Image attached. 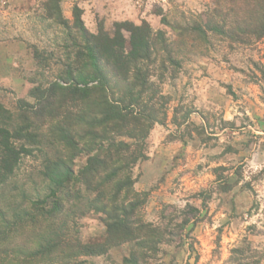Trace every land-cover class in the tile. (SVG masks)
<instances>
[{
    "label": "rangeland",
    "instance_id": "374dc122",
    "mask_svg": "<svg viewBox=\"0 0 264 264\" xmlns=\"http://www.w3.org/2000/svg\"><path fill=\"white\" fill-rule=\"evenodd\" d=\"M77 7L90 33L113 34L116 23L152 30L144 68L160 123L130 170L132 191L118 202L133 201L132 226L155 230L161 243L105 244L110 221L76 208L96 198L78 182L77 201L53 227L98 252L36 255L48 222L6 228L0 219V264H125L133 252L139 264H264V0H0V127L14 124L19 107H35L32 91L73 62ZM26 147L15 176L0 186V207L13 209L23 191L46 193L44 150ZM74 162L82 175L87 155Z\"/></svg>",
    "mask_w": 264,
    "mask_h": 264
},
{
    "label": "trees",
    "instance_id": "16d2710c",
    "mask_svg": "<svg viewBox=\"0 0 264 264\" xmlns=\"http://www.w3.org/2000/svg\"><path fill=\"white\" fill-rule=\"evenodd\" d=\"M74 23L80 41L73 62L64 64L49 87L32 91L38 100L35 107H19L14 124L0 127V186L15 176L23 154L30 152L29 144L44 150L41 178L46 188L44 196L37 192L31 197L23 191L21 202L11 210L1 206V222L8 228L12 223L41 226L47 221L36 255L51 254L57 248H62L65 259L95 255V246L72 245L70 237L53 227L65 204L79 197L82 187L76 183L80 182L96 198H85L76 208L83 209V215L93 211L107 217L105 244L114 247L141 238L142 248L156 249L161 241L155 230L141 233V227L132 226L129 218L136 212L135 203L118 202L132 191L130 170L145 159L144 142L160 123L154 114L158 92L148 95L154 86L144 68L152 57V30L147 24L116 23L113 34L90 33L78 7ZM123 29L130 33L128 38ZM83 154L87 165L82 175H75L74 161ZM124 263L139 264V258L133 252Z\"/></svg>",
    "mask_w": 264,
    "mask_h": 264
}]
</instances>
